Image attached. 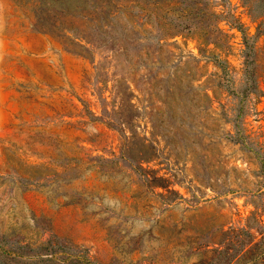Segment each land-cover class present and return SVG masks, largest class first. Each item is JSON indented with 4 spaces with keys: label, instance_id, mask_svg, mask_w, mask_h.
<instances>
[{
    "label": "rangeland",
    "instance_id": "374dc122",
    "mask_svg": "<svg viewBox=\"0 0 264 264\" xmlns=\"http://www.w3.org/2000/svg\"><path fill=\"white\" fill-rule=\"evenodd\" d=\"M262 13L0 0V264H264Z\"/></svg>",
    "mask_w": 264,
    "mask_h": 264
},
{
    "label": "trees",
    "instance_id": "16d2710c",
    "mask_svg": "<svg viewBox=\"0 0 264 264\" xmlns=\"http://www.w3.org/2000/svg\"><path fill=\"white\" fill-rule=\"evenodd\" d=\"M135 2L138 6L140 4L137 3L138 0H132ZM154 2H158V0H152ZM118 6V3L116 4ZM118 10V9H116ZM118 14V12H117ZM114 15V10L110 8V10L106 7H101L99 12H96V14L90 16V21H91V27L92 30L94 31H100L102 28H109L112 26L110 23V18ZM144 18H141V24L148 23V21L153 19L151 18V11H147L145 15L143 16ZM259 18H263L262 23L264 22V13L258 16ZM257 17V18H258ZM92 19V20H91ZM149 24V23H148ZM159 25L163 26L161 23V20L159 21ZM93 31V32H94ZM98 35V34H97ZM96 35V36H97ZM83 38H86L89 42L95 43L96 42V37H93L90 33L88 35H82ZM116 43L112 42L111 47L114 49L116 48ZM119 47H123L122 45H119ZM138 158V159H137ZM153 158L152 155H146L143 157H136L134 159L137 162V170L138 171H146L145 167L143 166V162H150L151 159ZM145 180L148 181L150 185L156 186V187H161L166 190H170V184L168 183V179L163 176H157V175H147L145 176ZM31 264H99L96 260L89 256H77V255H68V256H62V257H57L56 253H51V254H46V255H41L40 259L34 263Z\"/></svg>",
    "mask_w": 264,
    "mask_h": 264
}]
</instances>
